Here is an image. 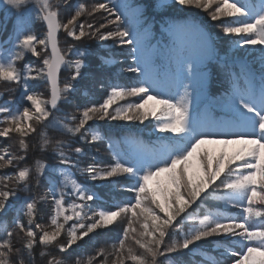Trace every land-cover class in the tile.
<instances>
[{
	"label": "trees",
	"instance_id": "obj_1",
	"mask_svg": "<svg viewBox=\"0 0 264 264\" xmlns=\"http://www.w3.org/2000/svg\"><path fill=\"white\" fill-rule=\"evenodd\" d=\"M243 1L124 0L133 17L114 0L60 7V22H73L63 28L67 65L56 111L47 103L46 46L47 59L37 62L21 45L0 66V134L9 129L0 136V264H264V176L234 168L242 143L200 144L143 177L145 154L170 156L183 136L170 121L173 106L145 86L139 34H151L147 50L154 41L169 45L165 28L175 21L202 22L214 48L206 98L192 104L234 115L235 87L264 82V17L252 18ZM2 15L9 23L12 12L0 11L1 25ZM151 61L173 76L169 52L157 47ZM25 94L42 108L17 130ZM63 171L83 187L75 202Z\"/></svg>",
	"mask_w": 264,
	"mask_h": 264
},
{
	"label": "rangeland",
	"instance_id": "obj_2",
	"mask_svg": "<svg viewBox=\"0 0 264 264\" xmlns=\"http://www.w3.org/2000/svg\"><path fill=\"white\" fill-rule=\"evenodd\" d=\"M60 1L64 2L62 4L63 6H59ZM31 3L36 4V6H30ZM54 4H58L56 8L54 7ZM71 5L72 0H0V9H19V17H22L18 32L14 38L11 40L8 38L5 43L2 42V45L0 44V60L11 61L16 42L21 38L23 31L27 29V27H30L29 29L33 35L38 33L40 35V26L42 24H40V22L37 23V18L39 16L41 18L51 12L58 13L60 7L64 9ZM91 7L93 6H90L89 8ZM94 8L95 9L90 11V13H95V11L98 10V7ZM103 9L105 8L100 7L99 10ZM62 15L66 17L67 14L64 13ZM107 15L110 14L107 13ZM60 16L58 17L60 18ZM203 17L207 19L209 15L205 14ZM72 22V18L69 17L67 21L62 23L63 28L68 27ZM172 27V34L175 41L171 43L170 50L173 53L175 63L179 65V68L177 69L178 80L174 82V84L167 83L168 77L165 74H161L159 71H150V57L152 56L153 51H155V45L147 51V54H143L144 51L139 47V52H141L143 58L142 71L144 76H146L148 87L158 99L168 100L170 104L174 105L173 121H176V124H182L181 126H184L187 130L194 131V138L191 140V143H194L198 138H202V136L229 138L233 140L240 137L241 139L246 140V142H253L254 145H256L255 147H257L261 158L264 154V90L259 91L258 97L255 96L256 98L253 97L252 99L253 88L250 89L249 98L246 101L249 110H247V114L243 117L241 125L232 119L226 120L221 124H215V121L208 118L206 114L203 119H200L190 107L191 100L195 98V91L191 90L186 82L205 80L204 73L200 70L194 69L197 65L204 63L211 55L210 40L206 31L192 21L174 24ZM63 31L64 30H62L59 39V49L61 51L64 45V43L61 42V40L64 39ZM143 39V37L140 38V41L142 42ZM42 40V37H39L36 42L28 40L26 43V47L34 52L35 58L38 60L37 62L47 59V55L43 50L46 45ZM49 64L50 57L44 67L45 70ZM181 69H191L193 72L190 76L186 77L182 76ZM161 81H163V83ZM25 104V109L22 113V120L15 126V129L17 130L29 128L32 125V120L34 119L35 114L40 110V103L29 98H25ZM8 130L9 129H6L0 134V136H5L8 133ZM243 140L240 141L243 142ZM237 147H240V145ZM186 150L187 147H181L178 150V153L172 155L170 159L162 157L160 162H158L154 155L147 157L148 163L143 171V175L151 174L158 165L164 164L165 161L176 162L184 155ZM4 157H7L9 162L12 163L11 158H9L10 154L6 151L2 154V158Z\"/></svg>",
	"mask_w": 264,
	"mask_h": 264
},
{
	"label": "water",
	"instance_id": "obj_3",
	"mask_svg": "<svg viewBox=\"0 0 264 264\" xmlns=\"http://www.w3.org/2000/svg\"><path fill=\"white\" fill-rule=\"evenodd\" d=\"M44 22L48 30V44L51 54V64L47 70V81L51 88L50 107L54 110L60 103L59 79L61 71L65 67L66 61L58 48L57 34L59 27L57 17L49 14L44 18Z\"/></svg>",
	"mask_w": 264,
	"mask_h": 264
}]
</instances>
